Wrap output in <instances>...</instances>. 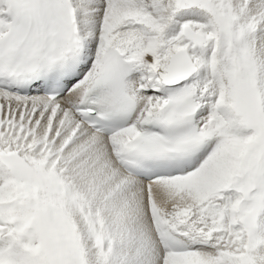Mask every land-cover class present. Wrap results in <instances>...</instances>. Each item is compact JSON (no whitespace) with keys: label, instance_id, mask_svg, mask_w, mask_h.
<instances>
[{"label":"snow or ice","instance_id":"1","mask_svg":"<svg viewBox=\"0 0 264 264\" xmlns=\"http://www.w3.org/2000/svg\"><path fill=\"white\" fill-rule=\"evenodd\" d=\"M0 264H264V0H0Z\"/></svg>","mask_w":264,"mask_h":264}]
</instances>
